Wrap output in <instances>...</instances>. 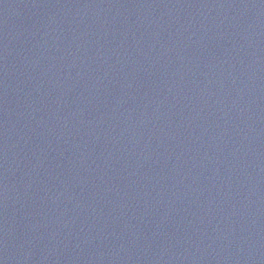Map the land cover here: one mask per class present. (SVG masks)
<instances>
[{"label": "water", "instance_id": "water-1", "mask_svg": "<svg viewBox=\"0 0 264 264\" xmlns=\"http://www.w3.org/2000/svg\"><path fill=\"white\" fill-rule=\"evenodd\" d=\"M0 264H264V0H0Z\"/></svg>", "mask_w": 264, "mask_h": 264}]
</instances>
